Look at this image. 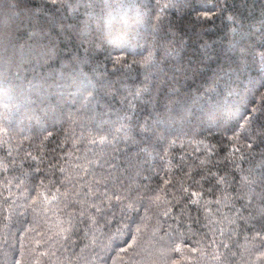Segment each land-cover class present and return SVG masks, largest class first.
<instances>
[{
  "label": "trees",
  "instance_id": "16d2710c",
  "mask_svg": "<svg viewBox=\"0 0 264 264\" xmlns=\"http://www.w3.org/2000/svg\"><path fill=\"white\" fill-rule=\"evenodd\" d=\"M0 264H264V0H0Z\"/></svg>",
  "mask_w": 264,
  "mask_h": 264
}]
</instances>
